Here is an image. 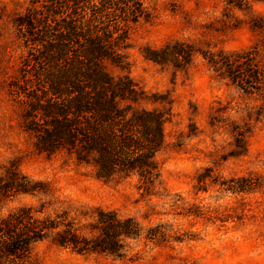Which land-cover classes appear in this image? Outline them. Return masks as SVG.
<instances>
[{"label": "clouds", "instance_id": "9594fccd", "mask_svg": "<svg viewBox=\"0 0 264 264\" xmlns=\"http://www.w3.org/2000/svg\"><path fill=\"white\" fill-rule=\"evenodd\" d=\"M49 43L96 143L6 86ZM0 69V264H264V0H0Z\"/></svg>", "mask_w": 264, "mask_h": 264}, {"label": "trees", "instance_id": "16d2710c", "mask_svg": "<svg viewBox=\"0 0 264 264\" xmlns=\"http://www.w3.org/2000/svg\"><path fill=\"white\" fill-rule=\"evenodd\" d=\"M47 18L45 20H36L34 18L25 17L21 20L22 24H26L28 28L29 36L34 43H42L47 32ZM54 27H59L54 26ZM67 33V28L64 32L60 33L61 39ZM62 55V49L57 45L53 46L48 44L43 47L42 51H39L37 55L32 56L31 61H25L19 67V72L15 79L9 84L10 88H19L21 92L29 91V95L36 99V102L32 105V108L40 109L43 111L44 119L43 125H38L35 122L29 125V127L35 129L40 133V140L42 146L51 148L56 146L58 142L64 141L65 143L81 142L87 144L88 142L96 143L97 139L94 136H89L83 129L78 127L75 121L69 122L64 117L65 112H71L78 110L76 105L79 102H69L67 106H61L57 103V100L64 95H76L75 87H72L71 92H67L66 89L71 86L70 80L65 74H55L54 69L56 66V60ZM71 56V52L68 53ZM239 75V70H237ZM253 77L256 73H251ZM250 83V81H246ZM81 101L86 102V97H80ZM98 102V101H97ZM31 115V113H28ZM155 116H144L137 120L138 124L144 125L145 121H155ZM89 128L95 132V128L89 125ZM145 133L155 136L157 139L165 134L163 126L145 127Z\"/></svg>", "mask_w": 264, "mask_h": 264}, {"label": "rangeland", "instance_id": "374dc122", "mask_svg": "<svg viewBox=\"0 0 264 264\" xmlns=\"http://www.w3.org/2000/svg\"><path fill=\"white\" fill-rule=\"evenodd\" d=\"M20 67V66H19ZM19 67L16 69V73H15V76L18 74V72H19ZM3 75H4V72H3V70L2 69H0V88H3V87H5V81L3 80ZM12 81V79L11 80H8L7 82H6V86L7 87H9V84H10V82ZM10 88V87H9ZM164 130H165V133H166V129L164 128Z\"/></svg>", "mask_w": 264, "mask_h": 264}]
</instances>
